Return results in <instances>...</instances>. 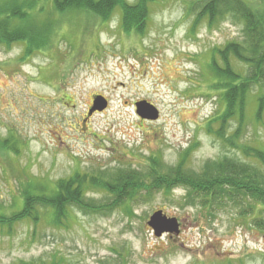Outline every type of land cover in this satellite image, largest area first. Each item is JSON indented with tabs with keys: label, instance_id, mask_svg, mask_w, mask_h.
<instances>
[{
	"label": "rangeland",
	"instance_id": "rangeland-1",
	"mask_svg": "<svg viewBox=\"0 0 264 264\" xmlns=\"http://www.w3.org/2000/svg\"><path fill=\"white\" fill-rule=\"evenodd\" d=\"M187 1L152 5L141 37L125 36L118 14L104 24L73 16L49 51L21 60L22 45L0 46V137L13 133L21 148L18 158L0 151V212L10 214L19 184L29 180L51 183L76 171H145L152 158L171 168L189 149L184 165L196 172L208 161L240 157L206 126L221 107L207 66L211 51L240 40L242 26L228 18L212 29L203 22L192 32ZM98 96L108 106L90 115ZM141 101L158 109V120L138 116L135 104ZM243 139L264 147V125L248 123ZM86 194L96 202L106 198L100 189ZM186 196L180 187L150 197L141 191L131 212L75 210L68 227L42 221L18 224L12 234L0 230V264L54 254L61 264H264V229L253 219L260 209L245 218L239 208L209 212L182 207ZM158 210L178 219V236L154 235L147 222Z\"/></svg>",
	"mask_w": 264,
	"mask_h": 264
},
{
	"label": "trees",
	"instance_id": "trees-1",
	"mask_svg": "<svg viewBox=\"0 0 264 264\" xmlns=\"http://www.w3.org/2000/svg\"><path fill=\"white\" fill-rule=\"evenodd\" d=\"M158 1L0 0V46L22 45L21 60L49 51L64 22L73 16L104 24L118 14L123 34L141 37L151 19V7ZM186 11L193 16L192 32L203 22L212 29L228 18L242 26L240 40L211 51L207 66L214 80L212 87L220 93L221 107L206 126L224 148H232L240 157L235 154L208 161L196 172L184 165L189 149L178 166L171 168L152 158L145 171L119 168L101 170L95 176L76 171L51 183L29 180L19 184V198L14 200L10 214L0 212V230L12 234L18 224L28 222L36 227L42 221L56 228L68 227L75 210L99 216H109L118 209L131 212L141 191L150 197L155 192L169 194L179 187L187 192L182 207L197 206L209 212L239 208L244 218L260 209L261 214L253 219L264 229V147L243 139L248 123L264 125V0H188ZM85 28L89 30L88 24ZM0 151L18 158L20 140L13 133L0 137ZM89 189L104 191L105 200L87 199ZM61 263L54 254L50 260L13 264Z\"/></svg>",
	"mask_w": 264,
	"mask_h": 264
},
{
	"label": "water",
	"instance_id": "water-1",
	"mask_svg": "<svg viewBox=\"0 0 264 264\" xmlns=\"http://www.w3.org/2000/svg\"><path fill=\"white\" fill-rule=\"evenodd\" d=\"M108 106V102L104 97L98 96L93 101V106L89 111L92 115L94 112L103 111ZM136 113L141 119L148 121H156L159 119V111L147 101H141L135 104ZM147 225L152 229V232L157 238L165 235L178 236L181 232L180 222L177 218L169 217L162 210H158L149 218Z\"/></svg>",
	"mask_w": 264,
	"mask_h": 264
}]
</instances>
